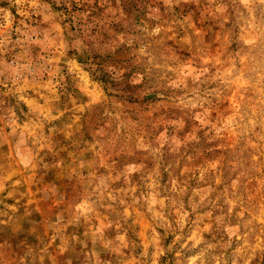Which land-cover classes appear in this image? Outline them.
<instances>
[{"label": "rangeland", "instance_id": "374dc122", "mask_svg": "<svg viewBox=\"0 0 264 264\" xmlns=\"http://www.w3.org/2000/svg\"><path fill=\"white\" fill-rule=\"evenodd\" d=\"M0 264H264V0H0Z\"/></svg>", "mask_w": 264, "mask_h": 264}]
</instances>
